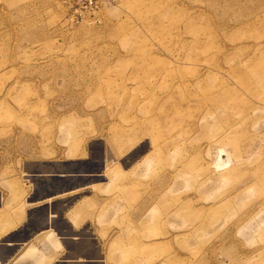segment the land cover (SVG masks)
<instances>
[{
  "label": "rangeland",
  "instance_id": "rangeland-1",
  "mask_svg": "<svg viewBox=\"0 0 264 264\" xmlns=\"http://www.w3.org/2000/svg\"><path fill=\"white\" fill-rule=\"evenodd\" d=\"M24 111L116 146L124 264H264V0H0V124Z\"/></svg>",
  "mask_w": 264,
  "mask_h": 264
},
{
  "label": "crops",
  "instance_id": "crops-1",
  "mask_svg": "<svg viewBox=\"0 0 264 264\" xmlns=\"http://www.w3.org/2000/svg\"><path fill=\"white\" fill-rule=\"evenodd\" d=\"M24 112L0 124V264H124L125 248H139L140 207L108 173L123 164L116 146H63L57 124Z\"/></svg>",
  "mask_w": 264,
  "mask_h": 264
},
{
  "label": "water",
  "instance_id": "water-1",
  "mask_svg": "<svg viewBox=\"0 0 264 264\" xmlns=\"http://www.w3.org/2000/svg\"><path fill=\"white\" fill-rule=\"evenodd\" d=\"M137 150V149H136ZM142 151H144V149L143 150H139V152L138 153H134V157L136 158L140 153H142ZM135 152H137V151H135Z\"/></svg>",
  "mask_w": 264,
  "mask_h": 264
}]
</instances>
